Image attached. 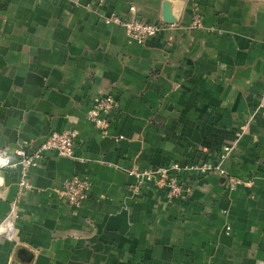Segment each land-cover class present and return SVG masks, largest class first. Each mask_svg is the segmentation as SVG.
<instances>
[{
    "label": "crops",
    "instance_id": "crops-1",
    "mask_svg": "<svg viewBox=\"0 0 264 264\" xmlns=\"http://www.w3.org/2000/svg\"><path fill=\"white\" fill-rule=\"evenodd\" d=\"M130 7L165 27L130 44L104 23ZM104 94L120 101L105 137L86 118ZM65 130L79 159L45 153L20 197V169L3 174L0 222L16 200L19 219L0 264H264V0H0V150ZM233 144L234 190L184 173L186 199L170 200L128 174L216 163ZM74 177L92 182L80 207L59 193Z\"/></svg>",
    "mask_w": 264,
    "mask_h": 264
},
{
    "label": "built area",
    "instance_id": "built-area-1",
    "mask_svg": "<svg viewBox=\"0 0 264 264\" xmlns=\"http://www.w3.org/2000/svg\"><path fill=\"white\" fill-rule=\"evenodd\" d=\"M199 2L194 3V19L190 28L197 29L203 25V18L199 12ZM104 23L109 26L124 29L130 44H143L148 39L158 35L165 27L163 24L147 22L137 16V9L130 7L129 15L114 13L106 17ZM215 32V29L211 30ZM221 33V32H219ZM120 110V101L111 94L97 95L91 99L90 109L87 113L88 123L96 128L105 137L109 134L113 116ZM79 136L76 130L52 132L44 139L38 148L33 149V140H24L16 151L11 154L8 150H0V186H3V174L14 169H20L21 180L19 182V197L33 189L29 182V173L40 165L47 152L56 153L60 157L77 158L75 144ZM123 137H118L120 141ZM236 148V144L223 148L216 163L201 161L198 163L160 166L156 168L132 167L128 174L135 179V189L152 185L165 190L170 200L186 199L189 190L181 183L180 178L184 173H194L198 176L218 174L229 180V188L236 189L242 185V181L230 177L224 168L225 162L230 158ZM81 160V159H80ZM92 187L88 177H74L66 180L60 190V196L71 206L80 207L87 199ZM19 219L18 200L12 206L8 215L0 222V237L9 240L15 238L16 221Z\"/></svg>",
    "mask_w": 264,
    "mask_h": 264
},
{
    "label": "water",
    "instance_id": "water-1",
    "mask_svg": "<svg viewBox=\"0 0 264 264\" xmlns=\"http://www.w3.org/2000/svg\"><path fill=\"white\" fill-rule=\"evenodd\" d=\"M163 23L167 25H174L177 23V20L173 17L170 11V6L168 3L164 5Z\"/></svg>",
    "mask_w": 264,
    "mask_h": 264
}]
</instances>
